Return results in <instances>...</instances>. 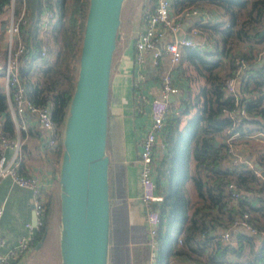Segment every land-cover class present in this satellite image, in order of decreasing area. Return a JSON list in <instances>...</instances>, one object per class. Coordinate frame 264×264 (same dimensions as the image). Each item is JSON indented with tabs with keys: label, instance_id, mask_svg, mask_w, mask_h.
Listing matches in <instances>:
<instances>
[{
	"label": "trees",
	"instance_id": "16d2710c",
	"mask_svg": "<svg viewBox=\"0 0 264 264\" xmlns=\"http://www.w3.org/2000/svg\"><path fill=\"white\" fill-rule=\"evenodd\" d=\"M192 1L196 0H171V9L176 12ZM206 1L213 2L228 14V25L220 30V36L226 46L223 54L229 57L230 69L229 72L221 73L216 67V61L207 59L208 53L190 46L181 48L179 63L184 60L189 62L195 74L188 76L186 96L178 104L179 108L169 104L170 111L161 131L163 147L154 150L156 158L152 163L153 178L156 193L161 196V200L158 203L156 246L151 262L148 260L149 250L144 238L141 240L139 232H131L125 227L129 221L139 222V215L125 205L123 162L118 156V139L110 130L107 114L105 149L108 144L110 147L107 166L108 264H168L170 257L175 255L195 264H264V238L249 232L242 234L231 230L230 240L224 242L219 239L225 224L230 223L242 210L248 211L249 222L256 230L263 229L264 196H256L259 204L256 207L250 205L246 192L236 200L235 205L229 206L215 203L211 196L213 181L216 182V191L221 194H225V180H231L244 190L258 181L264 188V182L250 168L228 162L220 166L225 153L216 154V149L221 148L214 145L218 136L227 135L225 131L228 128L231 133H238V137L253 131L264 133V34L260 33L264 29V0ZM19 2L15 0V6ZM7 3L8 0H0V27L6 24ZM24 5L26 20L19 28L24 50L19 57L18 73L25 96L33 104L49 105L51 117L57 122L60 134L56 147L45 152L52 185L44 195V220L33 234L32 242L35 244L55 209L58 210L57 176L61 130L74 86L87 0H50L48 6L52 7L55 16L42 35L41 1L24 0ZM42 43L48 46V53H52L50 62L46 60L47 57L39 55ZM241 44H247L248 52L241 48ZM1 53L0 43V57ZM255 54L261 62L250 66L248 60ZM238 59L242 60L244 68L237 79L235 94L238 104L234 106L233 95L223 89V80L237 68L235 61ZM195 77L202 78V81L196 84L193 82ZM238 107L244 109L246 116L238 118L234 113L238 120L230 128L231 120L223 109L235 112ZM175 109H179L178 113ZM0 119V129L6 136L14 137L17 132L18 135L26 134L39 141L40 129L29 125L22 128L19 119H16L15 129L1 85ZM250 155L243 156L264 170V144L256 147L255 153ZM190 160L193 163L191 167ZM187 181L193 187V200L185 190ZM127 236L142 243L129 247ZM216 257H220V260L216 261Z\"/></svg>",
	"mask_w": 264,
	"mask_h": 264
},
{
	"label": "built area",
	"instance_id": "2783aa9c",
	"mask_svg": "<svg viewBox=\"0 0 264 264\" xmlns=\"http://www.w3.org/2000/svg\"><path fill=\"white\" fill-rule=\"evenodd\" d=\"M40 1L43 6L40 14L43 21V27L40 29V35H42L44 30L50 27L55 15L52 7L48 6L50 0ZM147 1V9L141 15L140 29L132 42L134 60L133 86L137 87L143 79V72L140 67L145 55L149 56L150 62L154 67L159 66V59L162 56H166L167 65L160 71L158 96L149 101L150 123L139 140L137 158L135 159L137 191L134 195L127 197V207L130 209L135 204L139 206L142 220L140 230L143 231L144 240L148 245V260L151 262L156 246L155 233L159 220L158 203L161 200V196L156 193L152 163L155 159L154 147L157 145L162 146V142L156 139L157 133L162 129L164 119L170 111L167 96L170 94L175 95L179 91V87L173 83L172 69L179 59L181 47L204 48L207 42L206 34L212 24L209 25L205 21L194 22L187 27L186 31L182 32V37L175 38L174 32L181 26L182 19L186 16L196 17L199 11L204 9L202 8L204 3L200 0L192 1L174 12V14H171L173 13L171 0ZM7 7L8 19L4 25V45L1 47L2 53L0 57V85L6 96L7 110L13 123H15V129H17L16 119H19L22 128L25 125H29L40 129L38 146L42 150L54 149L60 134L57 122L51 117L49 105L33 104L25 96L24 87L18 73L19 57L24 50V44L19 37V28L26 20L24 0H20L16 6L15 0H8ZM227 25L228 21L224 20L219 27L223 28ZM200 32L203 35L196 38V34ZM165 33H168V38L164 39L160 46H157V43ZM39 55L42 58L47 57L48 46L45 43L41 44ZM237 62L239 67L234 69L223 80V89L226 93L233 95L234 106L238 104L235 85L244 68L241 59H238ZM178 110L175 109V112L178 113ZM230 110L223 109L231 120V128L234 122L238 120L234 117V113L238 118L245 117L246 113L242 107H238L235 112ZM225 132L227 135L219 142V148L221 149H218L216 154L225 153L230 164H241L250 168L255 176L261 178L260 171L253 166V161L246 157H241L232 146L233 140L238 137V133H231L229 128ZM262 134V132L258 131L246 135L257 136ZM20 148L21 140L17 132L14 137H8L0 129V179L8 177L12 184L29 190L30 205L34 217L33 223H25V227L28 230L27 234L18 237L16 243L8 247L5 252L0 251V264H7L10 260H14L16 263L23 260L25 251L28 247H31L34 231L38 230L43 224L44 195L52 185L49 169L42 174L43 176L38 175V173L20 172L18 169ZM6 150H10L8 155H6ZM223 188L226 196L233 202L245 192L241 186L236 185L231 180H225ZM261 194L264 196V188ZM1 213L2 206L0 205V216ZM248 217V211L242 210L220 233L219 239L224 242L230 240V227L237 225L261 239L264 238V228L256 230L249 222ZM177 242H180V236H178ZM3 243V237L0 236V249Z\"/></svg>",
	"mask_w": 264,
	"mask_h": 264
},
{
	"label": "water",
	"instance_id": "95a60500",
	"mask_svg": "<svg viewBox=\"0 0 264 264\" xmlns=\"http://www.w3.org/2000/svg\"><path fill=\"white\" fill-rule=\"evenodd\" d=\"M122 1L87 0L74 86L61 130L57 176L59 264L107 263V97ZM182 36L180 28L174 32L175 38ZM172 99V94L167 96L168 101ZM253 166L264 179L261 166L256 162ZM45 233L44 229L35 249Z\"/></svg>",
	"mask_w": 264,
	"mask_h": 264
},
{
	"label": "crops",
	"instance_id": "0c3cea01",
	"mask_svg": "<svg viewBox=\"0 0 264 264\" xmlns=\"http://www.w3.org/2000/svg\"><path fill=\"white\" fill-rule=\"evenodd\" d=\"M202 2L204 3V5H202L204 6L202 7L204 9L199 11L196 17H184L181 22L182 28L181 26L179 28L182 30V32H184V30L186 31L187 27L190 24L198 21H205L206 23L208 22L209 25L213 23L218 24V26L209 27L208 32L206 34L207 42L204 48L199 50L208 53L207 59H209V61H216V67L218 68L219 72H229L230 61L229 57L223 54L226 46L220 36V30L222 28L219 27L222 21H228V14L222 8L217 7V5L211 1L205 0ZM5 8L6 18L8 19V7L5 6ZM171 14H174V11ZM140 24L141 18L139 21L138 28L135 32H133L132 37H130L131 42H133L137 31L140 29ZM202 35L203 33L200 32L196 34L195 37L198 38ZM166 38H168V33H165L163 35L162 39H160V41L157 43V46H160L163 40ZM0 43L2 47L4 45L3 26L0 27ZM241 48L248 52L247 44H241ZM116 49V54L114 57L112 55L110 65L107 114L111 124L110 130L115 133V137H117L118 139V156L122 159L123 162L126 191L127 195L130 196L134 195L137 191L136 179L134 180L133 170L134 167H136L135 159L137 158L139 140L150 123L149 101L150 99L156 98L158 96L160 75L159 70L166 67L167 59L166 56H162L159 59V66L154 67L150 62L149 56L145 55L144 61L140 67L141 71L143 72V79L139 82L137 87H134L133 50L131 48L130 52H125L122 47L115 45V50ZM254 57L248 60V62H250L251 64L250 66H255L257 63L261 62V59H259L256 54L254 55ZM235 62L237 64V67H239L237 60ZM244 63L246 62L244 61ZM194 74L195 72L193 70V65L189 64V62L185 60L180 63L179 60L177 61V63L173 66L172 69V78L173 83L179 87V91L177 94L173 95V99L171 101L167 100L168 104H170L172 107L174 106V108H179L178 104H180L181 99L186 96L187 84L189 85L188 76H192ZM201 81L202 78L195 77V80L193 82L197 84ZM235 86L237 89V83ZM161 131L162 129L157 133L156 136V139L158 141H161ZM19 138L21 140V148L18 169L23 173H38V175L43 176L42 174L46 173V170H48L45 157V152L47 153V151L42 150L38 146L39 141H37L36 139L29 138L26 134H20ZM222 138H224V136H218L217 141H214V145L218 146ZM263 142L264 133L262 135L257 136L242 135L241 137H235L232 146L234 147L235 151H237L238 154L242 157L243 155H250L252 152L255 153V148L258 146H254V144H263ZM162 147L163 143L162 146H155L154 150L158 151L162 149ZM9 153L10 150H6V155H8ZM225 162H228L226 155L223 158V163H220V166L223 167ZM192 164V160H190L189 166L191 167ZM261 178L258 177L259 180L261 179L264 182L263 177ZM186 183V193L189 195V198L193 200L195 198L194 191L191 192L189 189V187L191 186V182L187 181ZM188 183L190 184V186L188 185ZM214 184H216L215 181L212 182L213 191L211 192V196L213 197L215 203L225 206L235 205L236 201L233 202L226 196V194H221L220 192L216 191V186H214ZM262 186L263 185L258 181L257 183L249 185V187L245 190L246 195L248 194L249 202L252 207H256L259 205L256 196L261 195ZM29 197V190L27 188L19 187L17 185L12 184L8 177L0 179V205L2 206V213L0 216V236H2L4 240V243L0 249L1 252H5L8 247L14 245L18 237L27 234L28 230L25 227V223H31L32 213L31 206L29 204ZM130 209H132V211H134L141 218V212L137 204H135ZM261 220L262 219H260V221ZM228 224L229 222L225 224L224 229L227 227ZM231 230L233 232L248 234V231H246L240 225L231 226L230 231ZM47 233L48 230L45 233L44 238H46ZM34 245L35 244L32 242L31 247L34 248ZM224 255L225 254H223V256ZM23 260L17 263L14 260H10L7 264H21L22 262H24L25 264V261ZM215 260L219 261L220 257H216ZM54 264H57L56 259ZM168 264L195 263L189 262L182 256L175 255L170 257Z\"/></svg>",
	"mask_w": 264,
	"mask_h": 264
},
{
	"label": "rangeland",
	"instance_id": "374dc122",
	"mask_svg": "<svg viewBox=\"0 0 264 264\" xmlns=\"http://www.w3.org/2000/svg\"><path fill=\"white\" fill-rule=\"evenodd\" d=\"M148 1L146 0H123L120 8V14H119V26H118V32H119V39L116 41L117 46L122 47L125 52L131 51V38L133 35V32L136 31L139 25V21L141 18L142 13L147 9ZM125 36V37H123ZM117 49H113L112 55L113 57L116 54ZM53 56L52 53H49L48 57L46 58L47 61L52 60ZM162 70V69H161ZM159 70V72L161 71ZM254 144V143H253ZM264 144V142H263ZM262 143H255L254 146H261ZM105 152L108 156V153H110V147L108 144V147H106ZM136 167H134V180L136 179ZM190 186V184L188 183ZM188 186V187H189ZM185 188H187V183L185 184ZM190 191L192 192V185L189 187ZM187 190V189H186ZM127 191L125 196V205H128L127 203ZM139 222H133L129 223L125 226L127 230L131 232H139V238L142 240L144 238L143 231L140 230V224H141V218L138 216ZM139 226V227H136ZM48 230L46 238L41 241L42 243L37 249H34L33 247H28L24 254V260L25 264H54L55 259L57 264H59V254H58V236H59V214L58 210L55 209V213L53 214L52 218L49 220L46 226V232ZM129 236H127L128 238ZM144 241V240H143ZM139 243H142L137 241V239H134L133 237L128 238V246L132 247L134 245H137ZM108 253H109V245H108V251H107V263L108 264Z\"/></svg>",
	"mask_w": 264,
	"mask_h": 264
}]
</instances>
